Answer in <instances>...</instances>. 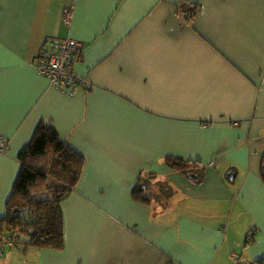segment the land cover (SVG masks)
Segmentation results:
<instances>
[{
	"label": "crops",
	"instance_id": "0c3cea01",
	"mask_svg": "<svg viewBox=\"0 0 264 264\" xmlns=\"http://www.w3.org/2000/svg\"><path fill=\"white\" fill-rule=\"evenodd\" d=\"M48 37L83 44L73 99L37 73ZM41 122L85 162L65 247L0 264H264V0H0V221ZM149 173L165 209L132 199Z\"/></svg>",
	"mask_w": 264,
	"mask_h": 264
},
{
	"label": "trees",
	"instance_id": "16d2710c",
	"mask_svg": "<svg viewBox=\"0 0 264 264\" xmlns=\"http://www.w3.org/2000/svg\"><path fill=\"white\" fill-rule=\"evenodd\" d=\"M18 161L21 169L7 204L6 217L0 221V236L7 237L13 248L25 245L63 251L61 206L80 180L84 159L60 139L53 125L41 122L32 141L20 152ZM164 164L174 172L192 174V162L182 158L166 156ZM171 189L167 181L158 182L149 173L138 178L132 199L141 205L156 204L165 209V199ZM20 234L29 235L30 240H18Z\"/></svg>",
	"mask_w": 264,
	"mask_h": 264
},
{
	"label": "built area",
	"instance_id": "2783aa9c",
	"mask_svg": "<svg viewBox=\"0 0 264 264\" xmlns=\"http://www.w3.org/2000/svg\"><path fill=\"white\" fill-rule=\"evenodd\" d=\"M73 20V10L65 9L63 14V23L66 26H71ZM83 47L82 42L69 39L57 38L50 39L43 45L42 51L37 58L35 68L39 75L49 79L53 88L61 91L68 98L73 99L80 86L89 88L90 83L83 79L75 70V64L78 61L77 57ZM65 56V60H63ZM63 60L64 70L59 76H52L51 71L54 67L52 64L55 61ZM5 142L1 143L0 149L3 151ZM252 237V235H251ZM250 237V238H251ZM9 244L7 237L3 236L2 244L0 245V257L4 256L6 246Z\"/></svg>",
	"mask_w": 264,
	"mask_h": 264
},
{
	"label": "bare ground",
	"instance_id": "6f19581e",
	"mask_svg": "<svg viewBox=\"0 0 264 264\" xmlns=\"http://www.w3.org/2000/svg\"><path fill=\"white\" fill-rule=\"evenodd\" d=\"M54 38H55V37H48V38H46V39L44 40V42H43V45H44L45 42H47L48 40H50V39H54ZM67 38L72 39V38H70V37H67ZM43 45H42V47H41V50H40V52H39V55H40V53H41V51H42ZM63 60H65V56H64ZM63 60H61V61H55V62L52 64V67H54V68L52 69V71H51V75H52V76H59V75H61L62 71H63L64 68H65V67H64V64H63ZM60 139H62V138H60Z\"/></svg>",
	"mask_w": 264,
	"mask_h": 264
},
{
	"label": "rangeland",
	"instance_id": "374dc122",
	"mask_svg": "<svg viewBox=\"0 0 264 264\" xmlns=\"http://www.w3.org/2000/svg\"><path fill=\"white\" fill-rule=\"evenodd\" d=\"M81 51H82V49H81ZM37 58H40V57H38L37 56ZM77 60H78V57H77ZM38 73V72H37ZM42 76V75H41ZM57 90V89H56ZM61 92V91H60ZM65 97H67V96H65ZM68 98V97H67ZM68 99H71V98H68ZM3 142V140L1 139L0 140V146H1V143ZM6 150H7V146L5 145L4 146V149H3V151H1V149H0V153H3V152H6ZM8 234V233H7ZM2 238H3V236H0V245L2 244ZM18 240H24V241H29L30 240V236L29 235H26V234H20V236H19V238H18ZM8 253V251H6V254ZM1 258V257H0ZM1 260V259H0Z\"/></svg>",
	"mask_w": 264,
	"mask_h": 264
},
{
	"label": "water",
	"instance_id": "95a60500",
	"mask_svg": "<svg viewBox=\"0 0 264 264\" xmlns=\"http://www.w3.org/2000/svg\"><path fill=\"white\" fill-rule=\"evenodd\" d=\"M263 174H264V168H263Z\"/></svg>",
	"mask_w": 264,
	"mask_h": 264
}]
</instances>
